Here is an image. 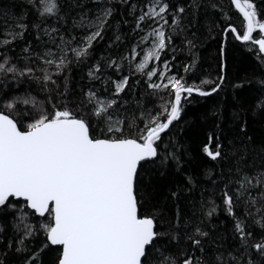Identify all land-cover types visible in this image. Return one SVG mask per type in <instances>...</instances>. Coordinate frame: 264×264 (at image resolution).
<instances>
[{
  "label": "snow or ice",
  "instance_id": "obj_1",
  "mask_svg": "<svg viewBox=\"0 0 264 264\" xmlns=\"http://www.w3.org/2000/svg\"><path fill=\"white\" fill-rule=\"evenodd\" d=\"M231 3L242 31L221 28L219 72L199 83L203 40L185 21L201 0L0 6V264H264V139L249 133L264 73L231 82L229 117L213 110L200 146L212 167L187 172L174 135L194 96L225 90L230 35L264 68V0Z\"/></svg>",
  "mask_w": 264,
  "mask_h": 264
},
{
  "label": "trees",
  "instance_id": "obj_2",
  "mask_svg": "<svg viewBox=\"0 0 264 264\" xmlns=\"http://www.w3.org/2000/svg\"><path fill=\"white\" fill-rule=\"evenodd\" d=\"M18 0H0V6L16 3ZM189 0H170V3L175 6L176 4H187ZM259 2V0H258ZM201 8L195 13L194 16H189L186 19V23L191 21L196 27L193 28L197 31L203 40V46L199 49L202 60L198 70V74L194 77L195 82L199 83L200 79L211 77L215 78L219 72V56L218 49L220 47V41L222 40L219 35L221 28L226 24L230 23L235 26L238 30L242 31L243 19L237 13L231 0H201ZM215 5V7H212ZM91 6V5H89ZM225 17H230V20H226ZM219 26V27H218ZM209 28H212L213 34L216 35L215 40H208L205 37L208 34ZM226 62L227 69L226 75L228 81L226 82L225 90L219 94L213 96L201 98L194 96L193 103L187 104L184 108V112L181 116V121L177 122L174 135L176 138L185 145V147L191 153V158L185 165L187 172L190 173H202L205 167H212L214 162L207 160L203 157L200 152V146L202 142L206 140V134L212 129V112L214 109H220L223 111L225 117L231 115L232 110L235 107V99L232 94V88L230 87L231 82L238 76L244 75H256L259 76L264 73L256 57L248 52L243 45L231 39L229 36L228 47L226 48ZM171 54H169L170 56ZM183 60L180 53H177V60L174 62L179 65ZM176 70L173 69V72ZM182 74V73H181ZM74 81L72 84L73 88L79 90L80 86H87V80L83 79L82 72L74 73ZM137 77H133L135 81ZM192 82V78H190ZM28 84L20 85V89L28 88ZM35 89V85H31ZM145 85L141 82L140 85L136 86L137 94L144 93ZM252 98V94L245 92L242 96L243 102H248ZM153 102L148 101V106L152 107ZM230 125L228 128L230 129ZM249 133L257 140L264 139V123L259 121L249 123ZM217 172L219 169H216ZM181 177L170 174L167 178H160L159 183L161 186L169 184L173 180H179ZM199 192H197V196ZM3 221H0L2 223ZM217 223L221 229L230 226V221L227 217L221 214L217 218ZM8 229L11 227V217L6 221ZM39 243V241H37ZM15 257H10L9 264H14Z\"/></svg>",
  "mask_w": 264,
  "mask_h": 264
},
{
  "label": "water",
  "instance_id": "obj_3",
  "mask_svg": "<svg viewBox=\"0 0 264 264\" xmlns=\"http://www.w3.org/2000/svg\"><path fill=\"white\" fill-rule=\"evenodd\" d=\"M234 8H235V6H234ZM235 10L237 11V13L240 15V13L238 12V10L235 8ZM241 16V15H240ZM242 17V16H241ZM238 42V41H237ZM238 43H240V42H238Z\"/></svg>",
  "mask_w": 264,
  "mask_h": 264
},
{
  "label": "bare ground",
  "instance_id": "obj_4",
  "mask_svg": "<svg viewBox=\"0 0 264 264\" xmlns=\"http://www.w3.org/2000/svg\"><path fill=\"white\" fill-rule=\"evenodd\" d=\"M234 6V5H233ZM242 19H243V17H242Z\"/></svg>",
  "mask_w": 264,
  "mask_h": 264
}]
</instances>
